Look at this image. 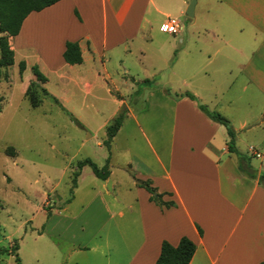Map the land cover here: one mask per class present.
I'll list each match as a JSON object with an SVG mask.
<instances>
[{
	"label": "crops",
	"instance_id": "obj_1",
	"mask_svg": "<svg viewBox=\"0 0 264 264\" xmlns=\"http://www.w3.org/2000/svg\"><path fill=\"white\" fill-rule=\"evenodd\" d=\"M189 3L190 0H61L31 13L20 33L12 38V48L15 58L18 52L23 53L28 66L29 57H33V64L40 71L77 68L73 81L86 83L94 79L102 84L108 79L119 89L127 85L128 79L120 76L122 83H118L120 78L110 72L109 63L114 62L127 75L131 71L127 59L136 56L141 63L139 57L146 55L142 48L134 50L140 39L147 40L143 36L145 27L152 29L156 15L166 19L161 26L169 18L183 16ZM203 6L204 17L213 21L215 27L206 29V33L212 39L222 38L230 46L231 40L240 45L224 50L223 68L214 71L226 73L225 95L239 81L235 95L228 99H239L241 106H249L233 129L238 154L229 150L226 127L210 119L199 107L210 96L204 94V88L200 91L191 87L198 72L179 77L178 85L190 87L184 92L168 88L170 82L157 80L156 74L144 80L130 77L142 85L146 107L137 113L125 108L124 100L119 102L116 117L124 109L128 114L112 141L111 151L106 148L111 174L102 180V190L96 191L70 221L74 227L71 230L77 234L85 233L92 221L95 231L103 233L102 243L90 250L101 255L106 250L105 257L90 264H156L163 242L178 246L183 237L197 247L190 264H264V0H208ZM183 29L182 26L177 35L164 33L167 41L184 44ZM68 42L80 44L82 64L66 63ZM197 55L207 56L208 65L213 57L220 56L218 51L210 55L204 50L197 51ZM96 62H100L102 72L93 67ZM207 78V85H216L214 79ZM33 81L45 84L48 79L41 82L34 75ZM152 86L160 89L153 91ZM84 87L92 88L90 84ZM188 92L198 101L175 96ZM118 96L124 99L120 91ZM228 103L235 105L236 100ZM227 120L232 126L233 118ZM240 136L247 138L248 145H239L243 144ZM104 140L100 147H105ZM245 155L259 161L258 165L249 162L248 170L255 179L240 169V159ZM115 169L131 178L126 189L119 182L108 189ZM136 179L150 181L164 195V202L176 206L166 208L152 202L151 194L139 187ZM78 192L77 184L67 206L48 213L51 223L62 219L60 216L67 218ZM108 196L112 198L111 205ZM88 212L91 221H84ZM65 230L58 232V242L52 245L62 257L58 264L75 262L89 250L84 240L68 237Z\"/></svg>",
	"mask_w": 264,
	"mask_h": 264
},
{
	"label": "rangeland",
	"instance_id": "obj_2",
	"mask_svg": "<svg viewBox=\"0 0 264 264\" xmlns=\"http://www.w3.org/2000/svg\"><path fill=\"white\" fill-rule=\"evenodd\" d=\"M12 1L7 0L4 5H0V61L5 45L14 51L13 37L1 29V15L7 13ZM205 1L208 0H198L194 18L186 14L189 5L183 16L172 17L184 27V44L167 41L168 36L160 31L161 23L166 19L156 15L152 29H144L143 36L147 40L140 39L135 43L134 50L142 48L146 52L145 57H139L142 62L136 56L127 59L126 64L131 70L127 75L114 62L109 63L110 72L115 78H120L118 83H122L121 77L128 79L127 85L119 89L108 79L102 84L94 79L86 80V83L75 82L73 79L77 68H66L58 72L41 71L48 82L39 84L48 94L44 95L34 88L33 91L43 101L39 107L34 108L26 96V87L34 76L33 57H29L30 65L24 75L20 73V63L23 61L21 52H18L16 58L14 55L13 65H0V264H17L15 255L4 253L17 245L21 264H58L61 261L62 257L56 254L58 248L52 246L53 242H58V232L70 226L73 214L78 213L96 191L102 190L104 182L94 175L89 166L84 167L77 179V200L67 211V218L60 216L62 219L51 223L48 213L63 210L73 199L74 173L79 170L77 165L80 161L90 158L101 169L107 165L108 151L99 144L106 138L105 128L116 117L119 102L124 100L125 108H132L137 113L146 107V97L141 95L142 85L134 83L130 77L144 80L156 74L157 80L170 82L168 88L184 92L190 91V87L178 85L179 77L198 72V78L191 87L200 91V88H204V94L210 96L209 99H203L202 104L227 119L233 118L232 126L235 129L239 117L249 106H241L239 99H228L235 95L239 81L225 95L223 80L226 73L219 71L218 74L214 71L223 68L221 55L224 50L240 45L237 40H231L230 46L222 38L212 39L213 36L206 33V29L215 27L213 21L204 17ZM199 50L207 51L210 55L218 51L220 56L213 57L214 61L208 65L207 56L199 58L197 55ZM94 65L101 71L100 62ZM175 71L178 76L172 75ZM91 74L94 77V72ZM207 77L214 79L216 85H207ZM85 84H90L92 88L84 87ZM151 88L153 91L160 89L155 86ZM119 91L123 93L124 99L119 98ZM230 100H236V104L231 106L228 103ZM240 139L243 144L239 145H248L245 136H240ZM250 159L254 164H259L255 158ZM115 162L118 163L117 160ZM130 179L126 172L115 169L108 189L117 182L126 189ZM111 199L107 197L110 205ZM83 219L91 221L90 212ZM90 224L86 226L85 233L77 234L71 230L73 226L65 230L68 237L77 236V239L84 240L89 249L70 264H90L97 258L105 257L106 250H103V255L90 250L97 243H102L103 237V233L95 231L94 221ZM52 225L56 227L53 230Z\"/></svg>",
	"mask_w": 264,
	"mask_h": 264
},
{
	"label": "trees",
	"instance_id": "obj_3",
	"mask_svg": "<svg viewBox=\"0 0 264 264\" xmlns=\"http://www.w3.org/2000/svg\"><path fill=\"white\" fill-rule=\"evenodd\" d=\"M6 1L7 0H0V5H4ZM60 1L61 0H13L11 7L9 8V10L7 9V13L1 15L2 16L1 29L3 32L8 33L12 37H15L20 33L24 20L31 13L40 12L48 7L55 5ZM14 55L15 52L9 50L8 47L5 45L3 50V58L0 61V65L1 66L13 65ZM64 59L66 63L70 66L79 65L83 63V54L80 44L78 42H68L66 44ZM27 69H28L27 63L25 61H22L20 63V73L24 75ZM33 72L39 81L41 82L46 81L45 75L38 69L37 66L33 67ZM26 88H27L26 96L29 97L32 106L34 108L39 107L43 101L37 96L36 92H34L33 89L35 88L37 90H40L44 95H47L48 92L42 88L39 82H35V81H32ZM175 96L177 98L188 97L193 101H198V99L189 92L180 95L176 94ZM1 102L2 100L0 99V109H1ZM199 107L210 119L226 127L230 138L228 144L229 150L231 153H237L235 147L236 134L232 126L230 125V122L220 113L210 110L207 105L199 103ZM127 114H128V110L124 109L112 121V123L106 127V138L104 140V145L108 149V151H111L112 141L114 137L117 135L120 128L122 127L125 119L127 118ZM250 160H251L250 156L248 155L242 156L240 159V169L243 172L249 174L252 179H255V175H252L249 172V170L251 169L249 163ZM85 166H89L92 169L94 175L101 180H107L111 174L109 167V160L107 162V165L101 169L90 158L84 159L78 163L77 168L79 170L74 173V179H73L74 188L77 187V179L80 176V170L83 169ZM261 179H264V175L261 177ZM136 181L139 187L146 189L151 194L152 202H155L159 206L166 208H171L176 206V204L173 202H164L163 201L164 195L160 194L157 188L153 187L150 181H142L139 179H136ZM196 248L197 247L195 243L187 237H183L178 246H173L165 241L162 244L161 254L156 264H190L196 253ZM18 250H19V246L17 245L14 247V249L6 250L4 251V253L9 255H15L16 263L21 264V259L18 254Z\"/></svg>",
	"mask_w": 264,
	"mask_h": 264
},
{
	"label": "built area",
	"instance_id": "obj_4",
	"mask_svg": "<svg viewBox=\"0 0 264 264\" xmlns=\"http://www.w3.org/2000/svg\"><path fill=\"white\" fill-rule=\"evenodd\" d=\"M182 25L181 22L174 18H169L161 26V31L166 34L177 35L181 32Z\"/></svg>",
	"mask_w": 264,
	"mask_h": 264
},
{
	"label": "water",
	"instance_id": "obj_5",
	"mask_svg": "<svg viewBox=\"0 0 264 264\" xmlns=\"http://www.w3.org/2000/svg\"><path fill=\"white\" fill-rule=\"evenodd\" d=\"M198 3V0H191L189 7L187 9V16L189 18H194L195 17V11H196V5Z\"/></svg>",
	"mask_w": 264,
	"mask_h": 264
}]
</instances>
